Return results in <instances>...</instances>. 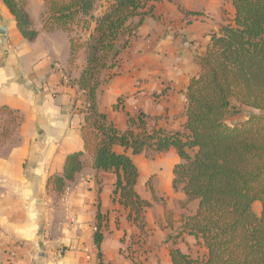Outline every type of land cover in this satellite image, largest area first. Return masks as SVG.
<instances>
[{
    "label": "crops",
    "instance_id": "crops-1",
    "mask_svg": "<svg viewBox=\"0 0 264 264\" xmlns=\"http://www.w3.org/2000/svg\"><path fill=\"white\" fill-rule=\"evenodd\" d=\"M150 4L153 12L138 35L126 46L123 42L119 66L112 71L117 74L110 78L111 72L102 73L98 110L120 131L128 129L129 117L141 112L149 132L181 133L187 121V89L202 72L201 58L211 35L226 24L224 5L233 15L234 8L232 0H159ZM23 10L31 29L38 33L33 41L24 39L0 0V29H4L0 33V107L22 117L13 139L0 147V264H100L94 244L99 210L108 216L109 225L103 232V264H130L120 249L122 240L136 233V228L128 211L112 200L115 174L92 169L91 157L85 153L82 161L87 165L74 181L67 182L66 197L48 187L51 177L64 172L69 155L84 152L81 126L87 94L77 81L87 65L85 43L95 24L91 22L90 32L84 36L78 31L47 33L43 30L44 0H24ZM72 37H83L73 65ZM118 103L121 107L115 110ZM240 110L228 120L229 125L258 113ZM116 151L124 152L122 148ZM132 159L139 172L136 191L143 199L150 201L144 190L151 179L159 196L176 194L179 208L166 206L174 212V220L177 215L195 214L198 202L182 208L188 198L172 187L173 169L181 162L176 149L161 154L150 150ZM254 207L260 215L261 204L256 202ZM47 243L65 249L60 260H53L45 249ZM177 248L193 256L204 251L196 246L195 238L185 235ZM146 264H173L170 249L155 250Z\"/></svg>",
    "mask_w": 264,
    "mask_h": 264
},
{
    "label": "trees",
    "instance_id": "trees-1",
    "mask_svg": "<svg viewBox=\"0 0 264 264\" xmlns=\"http://www.w3.org/2000/svg\"><path fill=\"white\" fill-rule=\"evenodd\" d=\"M2 1L24 39L33 41L38 33L31 29L24 0ZM152 1L159 0H44L43 30L47 33L71 34L77 29L84 36L91 22L95 24L85 43L87 65L77 81L87 94L81 126L84 152L69 155L64 172L51 177L48 187L62 196L67 182L86 167L82 161L86 153L92 169L116 175L112 200L129 211L128 219L142 232L151 202L136 191L139 172L132 156L174 148L181 162L173 169L172 187L187 196L184 206L198 202L195 214L182 217L176 236L178 240L184 235L195 238L204 253H182L175 238L172 263L264 264V0H232V21L211 35L201 58L202 72L187 89L184 132H149L141 112L129 117L128 129L120 131L98 110L102 73L111 72L110 78L117 74L112 71L119 66V44L126 46L138 35L153 12ZM82 38L70 40L71 65L83 47ZM120 107L121 103L114 105L115 110ZM239 107L258 113L229 125L228 120L240 113ZM0 113L12 117L10 123H16V128L21 125L22 117L12 109L0 107ZM117 148L124 152L118 153ZM148 190L155 201L151 179ZM256 202L261 204L260 215L253 208ZM108 227V216L99 210L94 244L100 264L103 232Z\"/></svg>",
    "mask_w": 264,
    "mask_h": 264
},
{
    "label": "rangeland",
    "instance_id": "rangeland-1",
    "mask_svg": "<svg viewBox=\"0 0 264 264\" xmlns=\"http://www.w3.org/2000/svg\"><path fill=\"white\" fill-rule=\"evenodd\" d=\"M226 7L227 6L225 4L223 8L224 20L226 21L225 25L231 22L234 17L232 11L227 10ZM76 31L78 30L75 29L74 32ZM11 118L12 117H8L7 114L0 113V147L3 146L4 142L7 143V141L13 139L12 136L16 129V123H10ZM5 129H7L6 131L8 133L5 132ZM144 194L150 198L151 202V207L146 210L145 214V230L141 232L137 223L132 221L134 228H136V233H132L129 237L122 240L121 249H123V253L121 254L129 261L130 264H146L155 250H166L175 247L173 245V239H179L176 235L179 231L182 217L186 216L181 215L179 217V215H177V219L174 220V212L166 210V206L168 204L171 206L173 204L177 205L178 202L176 200V194L170 193L159 196L155 192V201L148 189H146V191L144 190ZM181 206L182 208L185 207L183 204H181ZM176 207L179 208V205ZM156 208L161 210V215L157 213ZM254 209L256 210L255 207ZM180 242L181 239L177 241L178 244ZM202 253H204V251H202Z\"/></svg>",
    "mask_w": 264,
    "mask_h": 264
},
{
    "label": "built area",
    "instance_id": "built-area-1",
    "mask_svg": "<svg viewBox=\"0 0 264 264\" xmlns=\"http://www.w3.org/2000/svg\"><path fill=\"white\" fill-rule=\"evenodd\" d=\"M68 195V192L65 191V197ZM45 249L49 251V253H51V256L53 258V260H60L63 255L65 254V249L62 247H57L52 245L51 243H47L45 245ZM87 259L89 260L90 258L87 257Z\"/></svg>",
    "mask_w": 264,
    "mask_h": 264
},
{
    "label": "water",
    "instance_id": "water-1",
    "mask_svg": "<svg viewBox=\"0 0 264 264\" xmlns=\"http://www.w3.org/2000/svg\"><path fill=\"white\" fill-rule=\"evenodd\" d=\"M4 31V29L3 28H1L0 29V33H2ZM123 46H124V43L122 42V43H120V45H119V49H122L123 48Z\"/></svg>",
    "mask_w": 264,
    "mask_h": 264
}]
</instances>
